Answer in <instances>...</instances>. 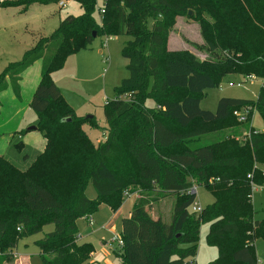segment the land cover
<instances>
[{
	"label": "trees",
	"instance_id": "1",
	"mask_svg": "<svg viewBox=\"0 0 264 264\" xmlns=\"http://www.w3.org/2000/svg\"><path fill=\"white\" fill-rule=\"evenodd\" d=\"M58 1L6 0L0 6L24 10L34 2ZM75 1L80 14L62 19L0 73V92L12 86L20 97L22 73L42 60L30 107L46 139L26 170L0 156V254H11L21 239L53 224L35 241L42 264H87L95 249L92 242L79 241L78 220L102 204L118 210L126 186L138 184L146 191L122 218L124 245L113 250L123 264H187L197 255L206 221L207 241L219 250L208 264H258L255 241L264 238V218L254 219L252 193L255 184H264V131L249 121L254 110L264 118V0H104L101 23L97 0ZM179 15L198 20L209 50L226 53L225 58L200 60L188 49L167 48ZM99 35L129 36L121 51L129 76L105 104L106 138L96 145L82 125L99 124L94 116L76 115L52 73ZM230 74L261 78L258 97L225 96L215 111L202 109L206 90ZM245 109L242 122L235 112ZM243 123L250 126L241 142L231 134L205 136L215 127ZM91 183L95 198L86 194ZM196 184L215 197L201 213L190 209L197 193L187 192ZM168 195L175 196L170 223L150 212Z\"/></svg>",
	"mask_w": 264,
	"mask_h": 264
},
{
	"label": "rangeland",
	"instance_id": "2",
	"mask_svg": "<svg viewBox=\"0 0 264 264\" xmlns=\"http://www.w3.org/2000/svg\"><path fill=\"white\" fill-rule=\"evenodd\" d=\"M6 0H0L3 2ZM62 2H66L65 6H61ZM104 0H97V11L95 17L99 23L102 18L100 11L103 9ZM1 7V6H0ZM3 7V6H2ZM15 6L0 8V72H2L10 63L5 60L6 56H12V60H20L25 50L34 46L39 35H50L53 33L61 19L68 15H78L82 12L80 5L75 0H60L55 3L34 2L26 9H16ZM194 14V12H193ZM152 22L150 23V25ZM129 38L125 35H99L94 38L90 48L79 50L65 61L62 68L55 70L52 77L57 79L62 86L66 101L73 107L75 113L79 117L94 116L99 124L98 128H94L89 124H83L82 128L88 133L94 144H99L106 138V115L105 102L112 100L116 96V91L122 79L129 76L127 69L128 59L122 55V47L124 42ZM167 48L170 50L188 49L195 53L200 60L213 59L222 60L226 53L223 54L218 50H209L201 31V23L186 15L177 16L175 23L170 28L167 38ZM101 50V52H100ZM11 59V58H10ZM232 81L235 85H230ZM240 82L241 85H237ZM263 80L261 78H253L247 80L243 75L230 74L215 88L206 90L204 97L201 99V108L215 111L218 100L221 97H235L244 99H256L260 92ZM177 95H182L179 91ZM149 105L153 102L149 101ZM236 115V114H235ZM32 120H37V113L31 107L28 109L26 118L22 128L25 130L29 127ZM254 129L258 132L264 131V118L257 110H254L249 121ZM250 124L243 123L233 127L212 129L210 134L205 136L216 135L217 133L230 135V137L241 142L242 136L248 131ZM25 131L22 132L24 134ZM21 134V135H22ZM4 136L0 135V154L12 162L21 170H25L31 162L39 155L43 149V134L40 130L30 135L29 139L18 137L17 134ZM243 140H245L243 138ZM22 141L21 145H18ZM28 156V157H26ZM212 182V181H210ZM196 201L206 208L215 200L213 193L201 184H196ZM146 189L138 184H129L124 192L126 204L123 216L116 222V228L113 233L108 229L100 227L102 221L95 222L92 227L88 226L85 221L79 219V241L85 242L87 238L93 236L112 237L121 231L122 217H128L132 210L133 197H129L132 193H136L138 198L145 193ZM86 194L90 198H95L97 191L93 184H89ZM128 194V195H127ZM174 195L161 197L159 203L156 202L150 212L154 215L161 212V217L165 222L170 223L173 216ZM252 203L256 211L254 219L261 220L264 218V184L254 185L252 193ZM100 217L107 219L110 212L102 210L108 209L107 205H100ZM95 220V219H94ZM100 227L98 234L90 231L91 228ZM54 229L53 224H47L43 230L35 235L25 237L19 241V251L39 250L35 241L44 237V235ZM210 230V222L202 223L200 227V239L198 242V251L194 260L187 259V264H208L210 261L219 257V250L216 245L207 241V233ZM92 233V234H91ZM82 234V238L80 236ZM91 234V236L89 235ZM92 239V237L90 238ZM258 264H264V238L255 241ZM38 249V250H37ZM8 255L9 261L11 259ZM34 264H42L40 255L33 258Z\"/></svg>",
	"mask_w": 264,
	"mask_h": 264
},
{
	"label": "crops",
	"instance_id": "3",
	"mask_svg": "<svg viewBox=\"0 0 264 264\" xmlns=\"http://www.w3.org/2000/svg\"><path fill=\"white\" fill-rule=\"evenodd\" d=\"M15 7H17L16 9H19L20 12L23 11L22 6H15ZM0 8H4V7L1 6ZM58 25H57V27H58ZM42 36H46V35H39L38 40ZM28 49L29 48H27V49L25 48L23 50L26 51ZM100 52H101V50H100ZM12 59H13L12 56H6V58H5V60H7V62L8 61L12 62V61H10ZM42 65H43L42 60H37L32 66H30L28 69H26L22 73L21 81H20V85H21V96L20 97L16 96L12 86H9L6 90L0 92V135L3 134L4 136H10L13 134L15 137V134H17L18 137L22 136L24 138L29 139L30 135H32V133H34L35 131L38 130V128L29 129V127L32 125L37 126V123L35 120H32V122L29 123V127L26 130H25V128H22V126H23V122L26 118L28 109L30 108V102H31L32 96H33V94H34V92H35V90H36V88L40 82V79H41ZM54 81L58 84V86L61 89L63 96L65 97V95L63 93L62 86L60 85L58 80L54 79ZM21 130H24L25 133L24 134L20 133L19 131H21ZM20 142H22V141H20ZM45 146H46V139L43 135V142L41 144V148L43 149V151L45 149ZM0 156H3V154L1 153ZM26 157H28V156H26ZM129 197L134 198V200L132 202V206H133L134 203L136 202V200L138 199V196L136 193H132V195ZM159 200H158V202L157 201L156 202L157 203L161 202ZM156 202H154L153 205L156 204ZM104 205H106V204H102L101 206H104ZM125 206H126V204L123 203L122 206L116 211H113L109 206H108L109 210H107L106 208L102 209V210H105V211H108L111 213L107 219H104V218L102 219L99 216L100 215L99 213L101 211L99 208V210L95 214L91 215V218L93 220L95 219L94 223L102 221V223L100 224L101 225L100 227L108 229L109 231H111L113 233L114 228H116V222L120 220V216H123ZM160 213L161 212L154 214L153 216L154 217H160L161 216ZM130 214H131V211L129 212V216H130ZM88 219L89 218H81V220L85 221L88 226L90 225V227H92L94 224H90ZM100 227H97L96 229L93 227L90 229V231L92 233L95 232L96 234H98V232L100 231L99 230ZM91 234H89V235L91 236ZM80 236L82 238V234H80ZM91 237H92V239H90ZM91 237H89V239L87 238L86 240H89V241H86V242H92L95 250L92 253L91 258L87 264H123L120 257H118L113 252V250L107 245V242H108V240H110L111 237L110 238L108 236L104 237V235H103V239H100V237H95V238H93V236H91ZM11 254H14V255L10 256L11 257L10 261H9V257L7 254H0V264H34L33 258L36 255L39 256L40 252H39V250L36 251V253H34V251H30V250L19 251V249L17 247V249L14 252H12ZM11 254H9V255H11Z\"/></svg>",
	"mask_w": 264,
	"mask_h": 264
},
{
	"label": "built area",
	"instance_id": "4",
	"mask_svg": "<svg viewBox=\"0 0 264 264\" xmlns=\"http://www.w3.org/2000/svg\"><path fill=\"white\" fill-rule=\"evenodd\" d=\"M66 5V2H62L61 3V6H65ZM103 9L100 11L101 13H103ZM245 79L247 80H250V79H253L255 78L254 75H246V76H243ZM229 84L230 85H235L232 81H229ZM237 85H241L240 82L237 83ZM124 98H127V97H124ZM109 100L106 101V103H108ZM247 113H248V110L245 109V110H241V111H236L235 114L236 116L239 117V120L242 121V122H245L247 121ZM263 174H264V171H263ZM187 192H196V186H193L192 188H190ZM128 195V194H127ZM191 211L192 212H195V213H201L203 211V207L197 202L195 201L192 206H191ZM86 218H89L88 221L90 224H94V220L91 218V216L89 217H86ZM107 245L112 249H121L124 245V241H123V238L122 236L120 235V233H117V234H114L110 240H108L107 242ZM185 264V263H184Z\"/></svg>",
	"mask_w": 264,
	"mask_h": 264
},
{
	"label": "water",
	"instance_id": "5",
	"mask_svg": "<svg viewBox=\"0 0 264 264\" xmlns=\"http://www.w3.org/2000/svg\"><path fill=\"white\" fill-rule=\"evenodd\" d=\"M189 13H190V14H193L191 10L189 11ZM94 36H96V32L94 33ZM87 117H92V116L89 115V116H87ZM36 128H37L36 125H32V126L29 127V129H36Z\"/></svg>",
	"mask_w": 264,
	"mask_h": 264
}]
</instances>
